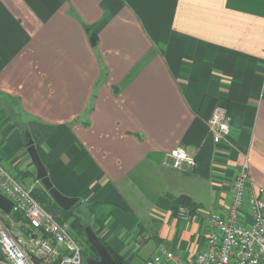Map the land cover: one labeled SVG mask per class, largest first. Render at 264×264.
I'll list each match as a JSON object with an SVG mask.
<instances>
[{"label":"crops","instance_id":"crops-1","mask_svg":"<svg viewBox=\"0 0 264 264\" xmlns=\"http://www.w3.org/2000/svg\"><path fill=\"white\" fill-rule=\"evenodd\" d=\"M0 108V158L26 188L42 183L24 131L62 193L113 207L96 232L126 262L149 243L143 263L161 245L194 257L206 218L179 219L181 194L224 209L245 155L264 188V0H0ZM179 145L193 170L164 164ZM14 211L12 231L38 233Z\"/></svg>","mask_w":264,"mask_h":264},{"label":"built area","instance_id":"built-area-1","mask_svg":"<svg viewBox=\"0 0 264 264\" xmlns=\"http://www.w3.org/2000/svg\"><path fill=\"white\" fill-rule=\"evenodd\" d=\"M214 141L226 139L231 131L228 109L216 105L209 119ZM164 164L180 171L197 166L195 154L179 145L166 153ZM0 192L11 198L14 208L24 214L38 233H15L0 217V264H86L84 244L71 231V221L61 219L53 204L43 206L1 161ZM264 188L250 176L245 155L233 181L230 202L224 209L177 208L176 215L190 222L197 214L206 218L205 246L194 257L161 245L143 264H264ZM48 199L53 202L49 194ZM55 201V200H54Z\"/></svg>","mask_w":264,"mask_h":264},{"label":"water","instance_id":"water-1","mask_svg":"<svg viewBox=\"0 0 264 264\" xmlns=\"http://www.w3.org/2000/svg\"><path fill=\"white\" fill-rule=\"evenodd\" d=\"M26 147L36 168L37 179L41 181L45 189L48 190L57 205L64 210H71L73 207H76L79 203V198L65 195L53 184L46 166L40 157L37 146L29 133H27L26 137ZM180 199L184 204H190L192 202L191 197L187 194H181ZM0 209L7 214H10L14 209L13 200L2 192H0ZM85 232L90 244L98 253V258L87 257L86 264H117L109 248L104 244L92 225H87L85 227Z\"/></svg>","mask_w":264,"mask_h":264},{"label":"trees","instance_id":"trees-1","mask_svg":"<svg viewBox=\"0 0 264 264\" xmlns=\"http://www.w3.org/2000/svg\"><path fill=\"white\" fill-rule=\"evenodd\" d=\"M27 134L28 132L24 131V134ZM35 187L31 189V193L32 195H34V197L38 200H39V197L35 196ZM42 191H43V196H45L46 198V203L43 205L45 207H49L51 206L52 204L57 207L61 214L63 215L64 218H71V217H74L72 223H71V226L73 228H76L77 230H79V234H80V238H82L81 240H84L85 241V249H84V259L86 260L87 257H93V258H98V253L96 252V250L93 248V246L90 244L88 238H87V234L85 232V226L82 221H81V218L79 216H75V210L77 209L76 207H73L71 210H64L62 209L61 207H59L57 205V203L53 200V202L48 199V195H49V192L48 190H46L43 185L41 187ZM44 203V202H43ZM190 207H192L193 211H197V208L198 206L195 205V202L192 201L191 204L189 205ZM90 209H91V216H95V218H98L102 221H104L108 216L109 214L111 213L113 207L112 206H109V205H97V204H92L89 206ZM96 208H102L98 211H95ZM102 216V217H101ZM21 217H23L25 220H26V217L24 216V214L18 210L14 211L12 214H11V218H14L15 221H19L21 219ZM8 222V221H7ZM7 224V223H6ZM90 224V223H89ZM8 225V224H7ZM103 241V240H102ZM104 244L109 248L110 252L112 253V255L114 256L117 264H131L129 262H126L121 256L120 254H118L117 252H115L105 241H103ZM89 249V253H86V250ZM86 263V261H85Z\"/></svg>","mask_w":264,"mask_h":264},{"label":"rangeland","instance_id":"rangeland-1","mask_svg":"<svg viewBox=\"0 0 264 264\" xmlns=\"http://www.w3.org/2000/svg\"><path fill=\"white\" fill-rule=\"evenodd\" d=\"M9 106L12 108V111H13V104H9ZM1 110V108H0ZM22 117V116H21ZM26 123V122H25ZM20 182H22V180H20ZM24 185L27 183L28 184V180L25 178L24 182H22ZM22 184V185H23ZM44 187V186H43ZM35 196L39 197V202L41 204H45L46 203V198L45 196H43V191L40 188L38 187H35ZM45 188V187H44ZM34 196V195H33ZM44 202V203H43ZM90 205H83V204H80L78 205L75 210V216H79L81 218V221L82 223L86 226V225H92V227L97 231L98 230V220L95 219V216H91V209L89 207ZM99 208H96L95 211H98ZM60 217L66 221H73L74 217H71V218H64L63 215L61 214L60 212ZM102 217V216H101ZM12 222H15V220H10ZM17 222H20V221H17ZM17 225V223L15 224V226ZM71 231L72 233L74 234L75 237H79L80 238V234H79V230H77L76 228H73L71 227ZM82 239V238H81ZM83 244L85 243L84 240H82ZM84 247H85V244H84ZM153 247L152 243H149L146 247H144L143 251H142V256H137L133 261H132V264H142L143 263V259L145 257V254L148 253V251ZM86 253H89V249L86 250ZM84 254V252H83Z\"/></svg>","mask_w":264,"mask_h":264}]
</instances>
